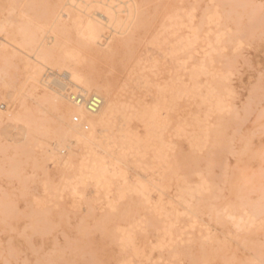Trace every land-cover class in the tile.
Segmentation results:
<instances>
[{
	"label": "bare ground",
	"instance_id": "1",
	"mask_svg": "<svg viewBox=\"0 0 264 264\" xmlns=\"http://www.w3.org/2000/svg\"><path fill=\"white\" fill-rule=\"evenodd\" d=\"M199 8V0H192L189 10L185 0H23L21 9L10 8L9 15L19 22L0 23V80L7 90L6 99L11 100L6 110L0 107V120L7 116L6 124L0 122V137L13 146L16 155L32 158L34 165L42 167L34 156L40 154L42 161L61 175L63 190H70L74 198L85 200L89 185L97 193L116 190L117 198L109 201V208L115 210L126 193L148 198L150 191H156L159 201L149 206L158 219L165 222L175 216L179 222L182 213L177 205L164 200L165 195L178 191V205L197 225L195 200L212 193L214 187L201 173L199 185H190L180 144L186 125L184 101L188 97L194 101L200 95V78L205 62H209L208 53L201 56L200 51L204 33ZM208 19L215 25L221 20L216 10ZM142 44L145 48L140 53ZM208 45L213 52L212 42ZM13 58L24 61L18 63L27 77L20 88L15 85L14 91H9L6 77L8 67L15 63ZM78 90L100 96V110L94 113L75 104L71 93ZM224 100L217 87L209 90L205 98L210 105L207 122L214 114L231 111ZM17 104L18 109L12 110ZM210 126L204 124L199 134L196 132L195 147L204 149L216 141ZM18 168L14 167V173ZM239 209L225 207L223 214L243 233L257 223L258 213L247 204ZM135 239L126 237L128 243Z\"/></svg>",
	"mask_w": 264,
	"mask_h": 264
},
{
	"label": "rangeland",
	"instance_id": "2",
	"mask_svg": "<svg viewBox=\"0 0 264 264\" xmlns=\"http://www.w3.org/2000/svg\"><path fill=\"white\" fill-rule=\"evenodd\" d=\"M211 1L199 0V21L205 34L200 51L201 56L208 53L203 74L208 75L200 78V95L193 98L195 102L190 97L184 101V123L188 128L184 127L180 144L190 185H199L201 173L214 187L212 193L195 200L197 225L192 215L188 218L187 210L178 205V191L165 195L164 200L174 202L185 215L179 217V222L175 216L165 222L158 219L150 208L159 201L156 191L148 193L152 201L126 193L115 210L109 208V201L117 198L116 190L97 193L89 185L85 200L74 198L70 190H63L61 175L43 162L40 154L34 156L42 167L34 165L32 158L16 155L13 146L0 137V264H264V0ZM0 3V23L13 19L19 22L8 11L12 7L21 9L23 0ZM191 6L192 0H185L186 10ZM213 9L221 19L218 25L208 19L215 12ZM217 35L225 38L220 36L217 42ZM209 42L215 52L209 49ZM138 48L141 53L145 46ZM11 62L15 63L8 67L6 80L10 84L8 90L14 91L15 85L20 88L27 76L18 63L24 62L21 58ZM119 79L123 80L124 75L120 74ZM208 86L217 87L231 111L214 114L207 122ZM3 87L4 81L0 80V107L6 110L11 100L6 99L7 90ZM223 90H228V94ZM14 109H18V104ZM0 122L6 124V114ZM207 123L212 125L216 141L199 149L193 142ZM16 166L20 167L19 174L14 173ZM243 204L258 213L260 224L241 233L230 224L223 209L233 207L238 212ZM132 221L136 223L129 224ZM170 223L172 230L168 228ZM128 235L137 239L134 244L127 242Z\"/></svg>",
	"mask_w": 264,
	"mask_h": 264
},
{
	"label": "built area",
	"instance_id": "3",
	"mask_svg": "<svg viewBox=\"0 0 264 264\" xmlns=\"http://www.w3.org/2000/svg\"><path fill=\"white\" fill-rule=\"evenodd\" d=\"M71 99L75 104L84 106L90 112H97L100 110L103 104V100L100 96L94 93H86L85 91H75L71 93ZM75 122H79V118H74ZM85 129L88 130V126L85 125Z\"/></svg>",
	"mask_w": 264,
	"mask_h": 264
}]
</instances>
